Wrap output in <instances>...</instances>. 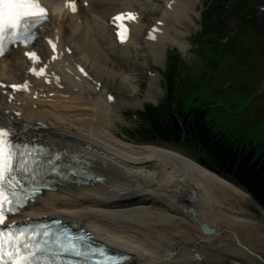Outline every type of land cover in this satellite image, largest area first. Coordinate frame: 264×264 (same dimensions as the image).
Returning <instances> with one entry per match:
<instances>
[{
  "label": "bare ground",
  "instance_id": "bare-ground-1",
  "mask_svg": "<svg viewBox=\"0 0 264 264\" xmlns=\"http://www.w3.org/2000/svg\"><path fill=\"white\" fill-rule=\"evenodd\" d=\"M44 1L49 5L54 20V27L44 33L52 34L56 29L60 46L64 37L76 38L72 40L73 53L80 55V64L89 73L90 80L78 78L81 82H75L65 74L63 90L33 83L31 92L17 97L13 105H6L0 100V122L5 119V124H14L16 130L20 124L40 128L34 133L27 130L19 134L16 131L15 136L23 140L25 134H30L40 144L63 151L65 156L85 165L84 169L96 173L99 180L87 186L59 181L55 191L44 193L17 220L55 216L70 224L83 226L113 251L128 255L129 259L124 264H199L200 259L187 251L175 254L173 234L189 236L188 232L192 231L200 242H206L220 235L214 222L226 219L227 229L224 231L230 235L236 248L241 247L250 255L225 251L226 256L232 258L235 264H256L251 259L254 253L238 246L233 236L238 239L235 231L245 229L246 223L231 217L233 212L229 216H218L224 209L217 200V194L242 200L247 197L243 191L176 149L159 144L133 145L124 138H118L106 124L105 118H111L108 113L117 100L114 99L112 104L106 101V88H95L92 82L96 77L93 75L98 76V67L108 72L104 69L107 67L116 77L113 72L115 67L110 64L116 66L117 63L111 60L116 61L119 57L112 56L110 60L108 53L97 51L100 50V43L95 29L99 19H104L108 11L112 14L118 12L115 6L132 7V4L144 0H81L80 4L84 1L89 6L86 9L80 7L77 16L66 14L61 6L63 0ZM188 11L187 2L173 3L171 9L164 10L161 21L179 23L186 20ZM132 31L135 35L133 39L141 33L139 26H134ZM164 31L166 36L158 42L163 49L169 34L168 29L164 28ZM178 36L183 37L184 33ZM169 44L182 49L185 47L175 41ZM37 45L41 48L40 41ZM145 45L148 48L147 43ZM154 51L156 56L162 53V50ZM61 65L63 69L75 73L76 62L72 56L65 58ZM23 66L22 55L20 58L17 52L0 59V82L12 84L21 80L24 71L20 67ZM59 69L62 70L61 67ZM125 71L122 70V75ZM154 78L156 75L150 74L146 97L155 85ZM151 205H158L161 209L154 212L148 208ZM190 209L195 215L190 214ZM201 223L214 228L215 234L202 235ZM206 249L223 251L211 247Z\"/></svg>",
  "mask_w": 264,
  "mask_h": 264
},
{
  "label": "rangeland",
  "instance_id": "rangeland-1",
  "mask_svg": "<svg viewBox=\"0 0 264 264\" xmlns=\"http://www.w3.org/2000/svg\"><path fill=\"white\" fill-rule=\"evenodd\" d=\"M189 1L191 2L190 4L188 3L190 12L188 11L186 20H181L179 23L171 21L167 24L169 27L171 26L169 28L171 33H173L175 30H178L185 34V38L182 40L175 36L173 38H177L178 42L185 43L187 49H191L193 51L192 54L187 57L186 61L188 70H190L189 80L195 81L197 80V76L204 66L203 60L197 55L192 44V34L194 31L199 29V24L197 23L196 18L193 16V12L194 14H198L199 10L203 8L204 4L208 0ZM132 8L137 11H143L144 21L148 22L149 24H152L153 19H161L163 14V5L161 0H144L142 3H137L136 5L135 3L132 4ZM108 12L106 17H108L110 14V12ZM106 17H104L102 20L99 19L96 27V32L99 34L100 31L101 34H105V37H107V34L105 32L103 33V31L104 24L107 20ZM180 32H175L173 34H180ZM71 41L68 43H71V45L74 46V44H72L73 42ZM73 46L70 48L74 50ZM122 54L116 53V55H121L122 57V61L120 63L116 64V66L110 64V66L115 67L113 72L117 75L116 77L111 75L107 67L104 69H106L108 72L104 71L102 67H98V76L93 75V77H96V79L99 78L98 80L106 88V92L114 95L117 100L116 107L118 106V108L117 110H115V107L110 108L108 115L112 116L111 118H105L106 124L111 127L112 131L117 135L118 138H124L127 142L133 143V145L135 143L143 144L133 141L132 137H130L128 133L133 132L139 125V121L137 118L133 117V115L134 112L141 110V108H138L139 104L146 101L144 98L146 97V91L148 89L146 86V83H148L146 77L147 72L159 71L163 74L165 61L163 57H160V59L153 57L148 58L144 56L143 52L141 51H127L126 53ZM74 56L76 59L80 57V55L77 53H75ZM119 66L121 67L119 68ZM227 66L228 68H226L225 72L230 77L235 78L234 83L236 86H232L235 88V90L244 91L247 87L246 85L249 82H252V84H250L248 87V94L237 92L232 89L227 91H219L216 89V87L204 86L182 90L180 92L182 95L179 94V98L182 100L186 110L202 103L214 104V106L210 107L206 116L208 120L214 123V129L225 132L227 135L233 136V138L241 139L244 141V145L247 148L252 146L255 157H259L260 155L264 156V92L261 84L259 87L254 86V84L260 83V80H258L257 76H251V74L255 72L256 67L254 64L242 65L239 62H231ZM122 70H126L125 72L128 76H123L125 72H123L122 75ZM236 71L242 75H236ZM125 81L127 83H125ZM154 84L155 87L152 90L156 91L157 89H160V84L163 85L162 88H165V82L161 77H158L157 82H154ZM162 88L160 90H162ZM155 91L151 92V96L149 95L146 97V99L148 98L147 103L158 102L159 99L156 97ZM186 93L189 94L187 98L183 97V94L185 95ZM120 103H123L124 106H121ZM218 106H222L223 109L218 108ZM111 109L113 112H111ZM229 113L236 114L233 116L229 115ZM249 118H251L250 122L247 121ZM168 147L176 149L182 155L193 161L199 160L191 153V151L187 150L182 145ZM225 196V194L223 196V193L217 194L216 196L222 209H224L221 214L218 213V216H229L233 212V216L231 215V217H236L239 219V222L246 223L244 224L245 229L239 228V232L238 230L235 231L242 241H238V243L240 244L241 242L244 247L246 246L245 248H248L256 255V258L255 256L251 257V259L254 260L256 264H264V212L255 206L249 197H246L242 200H235L234 198L228 199L229 197L227 196L225 199ZM148 208L154 212H156L157 209H161V207L158 205H151ZM225 220L226 219H220V222H214L215 224L213 225L218 228L220 235L216 238L209 239L206 242H200L197 238H195V235L192 231L188 232L189 236L173 234L174 242L172 244L174 250L176 253L187 251L189 255L192 254L191 256L198 257L200 259L199 264H235L233 263L232 258L226 256L228 254L225 251L236 252L237 254L249 256V253L234 246V243L230 240V235L224 231V229H227ZM210 247L218 248V250L223 251H216L213 253V251L210 252L206 250V248Z\"/></svg>",
  "mask_w": 264,
  "mask_h": 264
},
{
  "label": "trees",
  "instance_id": "trees-1",
  "mask_svg": "<svg viewBox=\"0 0 264 264\" xmlns=\"http://www.w3.org/2000/svg\"><path fill=\"white\" fill-rule=\"evenodd\" d=\"M217 2L223 3L220 5ZM256 15L254 6L247 0L216 1L202 16L203 34L200 36L210 38L206 41L209 47L215 46L216 50L219 48L225 52L223 61L232 59L237 50L242 59L245 49L238 45V41H235L236 45L230 46H217L215 42L221 36L229 34L226 22L235 17L240 29H245L251 45L260 50L259 57L254 55L251 58L264 61V19ZM216 56L211 54L209 59L210 68L213 70L218 68L219 60L214 62ZM178 65L179 60L176 58L167 68L171 93L169 99L162 102L158 108L147 106L144 113L139 114L141 125L135 132L137 140L183 145L196 153L201 158L200 162L208 169L247 192L264 211V156L255 157L252 146L247 148L241 139L215 130L212 122L206 118V106L201 105L184 111L179 104H172Z\"/></svg>",
  "mask_w": 264,
  "mask_h": 264
},
{
  "label": "snow or ice",
  "instance_id": "snow-or-ice-1",
  "mask_svg": "<svg viewBox=\"0 0 264 264\" xmlns=\"http://www.w3.org/2000/svg\"><path fill=\"white\" fill-rule=\"evenodd\" d=\"M72 10L75 11L74 5L72 6ZM127 15L130 18H134L131 13ZM45 16L46 10L40 5L39 0H0V41H2L3 34L6 31L13 37H16L19 35L21 28L25 31L27 30L30 21L35 23L36 20L44 18ZM0 48H2V44H0ZM27 55L35 57V53H28ZM12 87L16 89L20 88L21 85H12ZM11 166V145L5 139L4 130L0 129V223L4 220L3 204L7 202L2 185L7 174L10 172ZM9 182L11 183V181ZM3 236L4 233H0V237ZM0 252L3 253L0 255V260H3L6 256L9 264H31L30 257L34 255L33 252L21 254L18 247H12L11 251H4L0 248Z\"/></svg>",
  "mask_w": 264,
  "mask_h": 264
},
{
  "label": "water",
  "instance_id": "water-1",
  "mask_svg": "<svg viewBox=\"0 0 264 264\" xmlns=\"http://www.w3.org/2000/svg\"><path fill=\"white\" fill-rule=\"evenodd\" d=\"M190 214L195 215V212L193 209H190ZM199 228H200L201 233L205 236L215 234V229L210 228L207 224L201 223Z\"/></svg>",
  "mask_w": 264,
  "mask_h": 264
}]
</instances>
